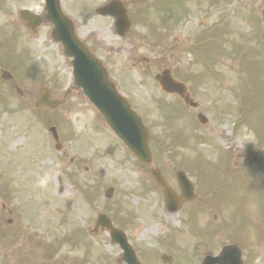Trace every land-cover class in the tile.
Listing matches in <instances>:
<instances>
[{
    "label": "rangeland",
    "instance_id": "obj_1",
    "mask_svg": "<svg viewBox=\"0 0 264 264\" xmlns=\"http://www.w3.org/2000/svg\"><path fill=\"white\" fill-rule=\"evenodd\" d=\"M28 1L30 0H24V2ZM107 1L109 0H61L62 3L70 6L73 11L71 13L76 18L75 25L77 34L82 39L87 40V46L104 61L107 67H109L108 69L113 79L118 81L120 79L118 75H120L123 70L128 73V81L130 83L132 82L134 86V93L131 95L132 103L135 107L136 104H141L138 110L142 113L150 129L152 146L154 150L156 149L161 152L160 158H157V163L164 165V162H162L163 148L168 146L169 139L163 131L164 119L159 110H156L155 113L149 110V107L153 109L150 103L153 101L150 96L154 94H150L147 81L150 79L153 72L172 64L182 65L180 68H185V72L191 73L190 76L193 77L194 71L201 69V64H198L194 60L195 57L193 55L187 56L188 53L185 49L189 50L187 46L194 43L198 34L200 32L203 33L205 27H208L210 22H212V19H208L209 22L203 23V19H201L202 15H198L195 19L194 13H189L193 18L187 19L181 27L176 23H174L172 27L169 24H163L155 17L151 19L152 22L147 21L146 23L142 22L140 18H136L135 21H133L132 33H130L126 39L119 40L113 34L112 24L109 20L96 16L92 10L93 7H98ZM255 1L256 0H242V3L245 4ZM83 3H86V5L82 8H78V6ZM129 3L133 6L137 4L135 0H131V2H127L129 7ZM0 4L1 7L4 8H0V57L1 55H6L5 51L9 50L17 53V57L18 59L20 58L21 63L23 62L31 68H36L39 64L43 72L35 76L36 80H34V78H24V80H22L23 85L27 90H30L33 87H38V84L40 86L47 82L51 86L50 89L53 96L57 98L60 97L63 90H60L62 85L57 86V81L61 76H63L67 85L70 81V77L68 78L69 67L67 60L60 55L58 47L50 42L44 29L40 28L37 30L38 32L36 31L33 34V40H31L29 34L26 33L25 27L13 19L14 16L12 17L11 13L16 6L21 4L20 0H6L5 3L1 2ZM24 7L37 11L40 9L41 3L37 0H31ZM187 8H190V6L187 5ZM18 9L19 8H15V11ZM3 12H7L8 15L6 14V16H4ZM170 12L175 13L177 10L174 8V10ZM186 12H191V10H187ZM198 13L199 12H197V14ZM152 16H157L156 12H152L150 17ZM236 23V20H233L232 24L239 27L240 24ZM219 30L223 32L222 38L216 35ZM228 32L229 24L225 20L220 22L216 28L211 29L210 33L212 36L207 38L209 47L208 52L203 58L199 57V60L205 67V71L214 69L216 66L220 65L223 71L219 73V76L223 79L227 76L225 65L230 58L228 55L218 57L216 52L219 48L225 47V35ZM167 41L170 42L168 46L166 45ZM142 58L149 59L150 62L144 64L140 61L136 70L130 68L131 62L137 64V59ZM256 58L257 56L255 54H248L245 57V66L249 67L253 65ZM7 63H9V60ZM234 65L237 67V64L233 62V69ZM45 69L51 72H45ZM189 70H191V72H189ZM42 76L45 81L47 77H49L50 80H54V84L49 81H42ZM247 77L251 81L250 75H247ZM15 81L18 83L16 77ZM121 81L124 83V80ZM203 82L205 84L200 87L201 94L199 100L203 104V110L208 115L210 122L201 128L202 133L198 135V137L202 139L198 144L195 143V140L197 141L198 139L194 138L190 132H187V136L192 138L196 147H202L203 149L218 147L223 149L226 153L225 157H228L230 153L234 154L238 151L237 147H240V145L251 143L252 133L246 132L244 130L245 127L251 131L258 128L260 124L264 122V85L259 86L258 83H253L251 81L254 86L244 89L240 88L238 90L239 100L237 101L231 98V94H228L226 98L222 96L221 91L211 87L215 86V82L212 78H208L207 80L204 79ZM231 88L234 89L232 85ZM224 94H226L225 91ZM157 96L163 100L162 96ZM249 96H253V98L250 99ZM158 97L154 96L153 100L157 101ZM7 99H13L14 103L16 102V99L12 95ZM76 99L81 106H73L71 100L65 107L60 109L59 112L65 115L66 118L64 119L66 121H73L77 127L76 130L72 125H69L70 143L66 141V146L64 147H74L73 150L69 152V157L71 154L75 155L73 168L77 167L78 169L77 176L75 175L78 184L81 183L82 185H86L87 188L89 185H94L95 191L97 192L105 191L108 187H112L115 192H138V180L136 177L139 174L134 171L137 165L130 161L127 156L121 158L123 163L120 164L118 162V157L111 158L103 155V149L109 144L104 140H111L112 138L109 134L106 135L101 120L97 116H93L92 110L86 104L82 103L80 98L76 97ZM146 99L150 102L148 101L147 103ZM228 101L233 105L232 108L235 117L232 120V127L231 125L226 126L224 121L221 123L220 127H217V117L221 111L225 110L226 105L228 106ZM33 102V95H29L26 101H19L15 105L23 107V104L29 109H34ZM146 105H148L147 108H145ZM27 108H23V110L18 108L20 113L17 117L14 116V119L10 122H6L7 125L0 121L1 177L5 173L3 166L8 162V151L15 148L24 151L16 158L11 159L15 164H23L32 151L45 155L50 147L48 136L43 131V129L46 130V125L41 124L42 129L38 122L40 117L35 116L33 110V112H29ZM2 109L4 110L5 108L3 107ZM3 110H1L2 113ZM83 115L92 116L90 121L91 132L85 128L84 121H81ZM54 116L55 115H49L50 120L47 123H58L54 120ZM1 118L0 119L3 120L4 117L2 116ZM234 123L237 124L240 133L233 132L234 129L232 128H234ZM184 127L185 122L183 118L172 120V132H181ZM60 133L62 136H66L67 129L62 127ZM187 142L188 138L182 140V145L187 144ZM10 143H14L15 146H20L9 147ZM114 143V147H121L116 141H114ZM88 147H95V149L92 152H79L77 150L86 151ZM214 153L213 151L211 154ZM40 154H38L36 159L38 162L42 159ZM94 155H97L98 159H95L92 163L91 158ZM89 163V171H83L82 168L88 166ZM37 167V174L40 179L49 182L53 178H55L53 181L56 180V173L53 171L55 167H52L48 162L38 164ZM19 170L22 171V169ZM98 175L102 177L99 178ZM208 175H211L210 171L205 173L206 177ZM64 183L69 182L64 180ZM65 188L68 192L72 193L71 188H68V186H65ZM91 191L94 192V190ZM232 191L234 192L235 190L233 189ZM80 197L83 202V196L81 194ZM134 199L130 196L129 199H126V203L129 205L132 203L134 204V202H136Z\"/></svg>",
    "mask_w": 264,
    "mask_h": 264
},
{
    "label": "flooded vegetation",
    "instance_id": "obj_2",
    "mask_svg": "<svg viewBox=\"0 0 264 264\" xmlns=\"http://www.w3.org/2000/svg\"><path fill=\"white\" fill-rule=\"evenodd\" d=\"M220 216V217H218ZM214 218L220 219L219 232L224 233L227 238V244L229 246H236L240 254H243L237 259L233 253L230 255V264H253L248 257L249 247L252 244L254 250H257L259 258L257 259L258 264H264V224H254L247 222L245 217L241 218V214L238 215L235 221H230L224 218V215L219 212ZM104 250L109 254V257L104 259L113 263V258L121 259L115 264H128L123 258L122 250H119L117 244H112L108 241L103 245ZM216 250L208 249L206 252L199 253L197 260L187 259V255L179 257V260L175 262L174 257L167 256L166 258L161 255L152 254L150 256L139 257L134 255L133 263L130 264H215L213 261H204L207 256L215 255ZM110 256H113L111 258Z\"/></svg>",
    "mask_w": 264,
    "mask_h": 264
},
{
    "label": "water",
    "instance_id": "obj_3",
    "mask_svg": "<svg viewBox=\"0 0 264 264\" xmlns=\"http://www.w3.org/2000/svg\"><path fill=\"white\" fill-rule=\"evenodd\" d=\"M51 6L52 4H49V7ZM58 24L60 23H57L56 25ZM62 43L64 45L65 53L67 54V56L68 55L74 56L75 59V61L73 62L74 77L77 78V80L88 77L91 72V65H92L90 58L86 55H82L81 48L77 46L73 41H62ZM80 56H82L83 60L81 59ZM117 122L118 119L114 118L113 123L117 124Z\"/></svg>",
    "mask_w": 264,
    "mask_h": 264
}]
</instances>
